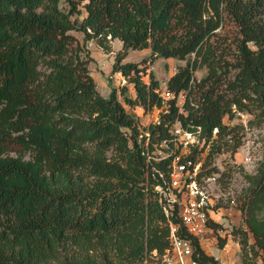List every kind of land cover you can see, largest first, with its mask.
Listing matches in <instances>:
<instances>
[{"label":"trees","instance_id":"1","mask_svg":"<svg viewBox=\"0 0 264 264\" xmlns=\"http://www.w3.org/2000/svg\"><path fill=\"white\" fill-rule=\"evenodd\" d=\"M228 19L234 50L218 36ZM76 32L84 43L120 39L112 68L127 83L102 94ZM144 48L147 58L124 61ZM160 57L186 60L166 81L169 98L147 71ZM249 103L264 115V0H0V264H146L170 246L171 221L202 264H219L178 206L166 214L157 186L171 181L177 156L193 170L208 146L237 149L225 117ZM126 104L166 107L142 126ZM176 124L202 129L186 155ZM157 147L173 152L156 159ZM207 161L196 178L219 171ZM243 176L232 232L247 256L264 259V159ZM217 233L226 246L228 233Z\"/></svg>","mask_w":264,"mask_h":264},{"label":"rangeland","instance_id":"2","mask_svg":"<svg viewBox=\"0 0 264 264\" xmlns=\"http://www.w3.org/2000/svg\"><path fill=\"white\" fill-rule=\"evenodd\" d=\"M76 34L79 41L83 44L84 40L81 32H76ZM236 35L237 27L234 22L230 19L225 20L218 31V36L221 40L226 39L224 40L225 44H231L229 48H232V50L235 49L234 38ZM76 44L77 42H75ZM122 46L123 43L120 39L111 38V36L103 44L97 38L84 43L83 55L90 58L88 64L90 73L93 75L99 91L105 96L109 95L112 87H119L127 83V79L121 73L113 72L112 68L116 54ZM150 53V48L131 49L124 61H142L150 56ZM228 56L229 58L232 57V55ZM146 63L148 65L147 71H153L155 76L161 81V93L166 98L171 97L172 94L167 89L166 81L177 69L178 65L185 64L186 60H180L175 57H160L153 62L147 60ZM205 72L206 67H201L195 71V74L201 77ZM148 77L149 74H146L145 78L148 79ZM129 85L131 92L135 93L133 84L130 83ZM120 98L122 99V96ZM249 104L250 109L236 111L234 117H225L227 124L235 127L236 139L241 140L237 149L233 150L232 146L228 147L229 145L224 143L221 150L209 153L210 147L208 146L200 153L193 172L182 168L178 162V157L174 158L171 181L168 182L171 188L177 185L183 186L188 175H197L199 167L206 160H208V168L216 167L219 170L214 172V175L203 176L201 179L197 178V181L204 187V192L208 195L212 207L210 214L214 217V220L220 223L223 234L228 233L227 249H221L222 247L218 245V238L206 249L217 256H224L230 264H255L256 262L253 252L249 250V256H247L239 236H234L232 232L233 229L242 225L239 194L247 184L243 176L244 171L254 172L259 161L264 159V115L260 112V109L254 107L251 103ZM126 107L139 116L142 126H148L151 122H155L160 118V114L166 104L163 106L155 105L149 111H145L139 105L130 106L126 104ZM229 136L223 138V142L226 140L233 142L234 137L230 138ZM193 143H195L193 138H186L181 135L175 147L180 150V155H186L192 149ZM171 152L173 151L167 152L161 147H157L154 150L156 159L168 156ZM210 235L215 237L214 234ZM247 249H250V246H247ZM159 262H161V259L156 255L149 256L145 260L146 264H159Z\"/></svg>","mask_w":264,"mask_h":264},{"label":"built area","instance_id":"3","mask_svg":"<svg viewBox=\"0 0 264 264\" xmlns=\"http://www.w3.org/2000/svg\"><path fill=\"white\" fill-rule=\"evenodd\" d=\"M201 130V126L197 127L196 132L183 129L178 124L175 126V132L178 134V137L184 135L186 138H193V140H195L193 144L200 142L199 135ZM177 157L178 159L180 158V156ZM188 164L192 165V160H189ZM180 166L187 170L189 169L191 172L194 170V167L193 170H191V168L185 164H180ZM197 180L196 175H188L183 186L177 185L171 188L170 185L166 187L158 185L157 188L166 198V202L163 204L166 214L170 215L171 208L175 205L178 206V213L187 230L191 234L197 236L202 245L209 247L217 239V232L220 234H223V232L222 228H219L216 232L215 227L211 225V219H214L210 214L212 207L208 195L204 192V187L201 186ZM210 234H214L215 237ZM221 249L225 250L227 247L223 246ZM193 250L191 238L180 235L178 225L171 221L170 246L162 255H159L156 249L153 250V254L155 253L154 255L161 259L159 264H202L193 255ZM215 258L219 264H230L222 255H215ZM255 264H264V259L262 257L256 258Z\"/></svg>","mask_w":264,"mask_h":264}]
</instances>
